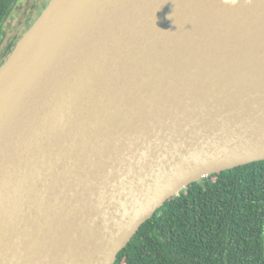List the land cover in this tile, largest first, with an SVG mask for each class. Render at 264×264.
<instances>
[{
	"label": "water",
	"instance_id": "95a60500",
	"mask_svg": "<svg viewBox=\"0 0 264 264\" xmlns=\"http://www.w3.org/2000/svg\"><path fill=\"white\" fill-rule=\"evenodd\" d=\"M261 161L264 0H51L0 67V264H115Z\"/></svg>",
	"mask_w": 264,
	"mask_h": 264
},
{
	"label": "trees",
	"instance_id": "16d2710c",
	"mask_svg": "<svg viewBox=\"0 0 264 264\" xmlns=\"http://www.w3.org/2000/svg\"><path fill=\"white\" fill-rule=\"evenodd\" d=\"M14 2L0 0V28ZM115 264H264V161L186 187L141 226Z\"/></svg>",
	"mask_w": 264,
	"mask_h": 264
},
{
	"label": "flooded vegetation",
	"instance_id": "af4514ba",
	"mask_svg": "<svg viewBox=\"0 0 264 264\" xmlns=\"http://www.w3.org/2000/svg\"><path fill=\"white\" fill-rule=\"evenodd\" d=\"M45 1L46 0H27L25 7L22 9L23 12L20 15L19 19H17L15 25L13 23L14 21L13 19L15 15L20 13V7H18L20 6V0H15V2L11 4L12 7L9 13L7 14L6 21L4 22L3 26L0 28V57L5 54V52L11 46V44L16 43L17 45L19 40L29 30L28 24L30 23V18L31 17L35 18V13L38 11L39 13L40 12L42 13L43 10L41 7H42V3ZM39 6H41L40 7L41 11L39 10Z\"/></svg>",
	"mask_w": 264,
	"mask_h": 264
},
{
	"label": "rangeland",
	"instance_id": "374dc122",
	"mask_svg": "<svg viewBox=\"0 0 264 264\" xmlns=\"http://www.w3.org/2000/svg\"><path fill=\"white\" fill-rule=\"evenodd\" d=\"M26 2H27V0H20V6H18V7H20V13H18L17 15H15L14 16V21H13V23H14V25L16 24V22H17V19H19V17H20V15L22 14V12H23V8L25 7V5H26ZM41 6H39V10L41 11V8H40ZM41 13V12H40ZM39 11L38 12H36L35 13V18H37L38 16H39Z\"/></svg>",
	"mask_w": 264,
	"mask_h": 264
}]
</instances>
